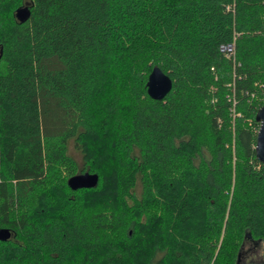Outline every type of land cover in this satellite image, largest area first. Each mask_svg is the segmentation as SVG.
Listing matches in <instances>:
<instances>
[{
  "label": "trees",
  "instance_id": "obj_1",
  "mask_svg": "<svg viewBox=\"0 0 264 264\" xmlns=\"http://www.w3.org/2000/svg\"><path fill=\"white\" fill-rule=\"evenodd\" d=\"M263 100L264 0H0V264H264Z\"/></svg>",
  "mask_w": 264,
  "mask_h": 264
},
{
  "label": "water",
  "instance_id": "obj_2",
  "mask_svg": "<svg viewBox=\"0 0 264 264\" xmlns=\"http://www.w3.org/2000/svg\"><path fill=\"white\" fill-rule=\"evenodd\" d=\"M25 7H20L15 10L16 17L23 21L28 15L29 11ZM146 91L147 94L153 99H161L165 96V94L170 90L172 85L171 78L160 69L159 66L154 65L147 76L146 80ZM255 120L258 123V129L256 134V140L254 145L255 156L259 160V162L264 163V100L263 103L255 113ZM98 182L97 173H91L88 171L80 172L77 174H73L69 176L66 180L67 185L75 190L78 188H89L94 187ZM11 232L6 228H0V240H5L10 237ZM245 237H250L249 233L245 235ZM257 243V240L253 241ZM236 263L239 264V252Z\"/></svg>",
  "mask_w": 264,
  "mask_h": 264
},
{
  "label": "rangeland",
  "instance_id": "obj_3",
  "mask_svg": "<svg viewBox=\"0 0 264 264\" xmlns=\"http://www.w3.org/2000/svg\"><path fill=\"white\" fill-rule=\"evenodd\" d=\"M260 260V246L250 240L247 241L239 257V264H258Z\"/></svg>",
  "mask_w": 264,
  "mask_h": 264
},
{
  "label": "built area",
  "instance_id": "obj_4",
  "mask_svg": "<svg viewBox=\"0 0 264 264\" xmlns=\"http://www.w3.org/2000/svg\"><path fill=\"white\" fill-rule=\"evenodd\" d=\"M219 50L225 54H231L234 51L233 43L222 44L219 46Z\"/></svg>",
  "mask_w": 264,
  "mask_h": 264
}]
</instances>
